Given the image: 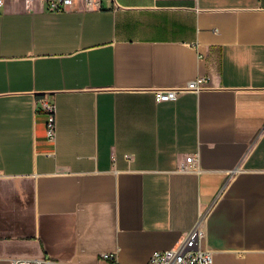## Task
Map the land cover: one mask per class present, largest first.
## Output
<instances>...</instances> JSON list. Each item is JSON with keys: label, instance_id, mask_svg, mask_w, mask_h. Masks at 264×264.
Masks as SVG:
<instances>
[{"label": "crops", "instance_id": "crops-1", "mask_svg": "<svg viewBox=\"0 0 264 264\" xmlns=\"http://www.w3.org/2000/svg\"><path fill=\"white\" fill-rule=\"evenodd\" d=\"M195 225L212 264H264V0L3 2L0 264H145Z\"/></svg>", "mask_w": 264, "mask_h": 264}, {"label": "built area", "instance_id": "built-area-1", "mask_svg": "<svg viewBox=\"0 0 264 264\" xmlns=\"http://www.w3.org/2000/svg\"><path fill=\"white\" fill-rule=\"evenodd\" d=\"M6 0H0V5ZM27 3L42 2L46 9L50 12H66L73 5L74 0H25ZM87 8H96L99 6V0H84ZM206 85L205 78L198 77L194 80L186 82L182 86L171 88H158L153 91L154 100L175 101L179 96L188 92L198 93ZM41 106L46 115L45 136L50 142H54L56 138L55 125V106L53 103L42 100ZM128 158V156H126ZM186 166L181 165L180 170H185ZM202 232L195 225L176 246L163 251H154L150 254L145 264H212V256L208 250L199 247V239ZM110 255L104 254L103 258ZM10 264H71L61 262L51 258H16Z\"/></svg>", "mask_w": 264, "mask_h": 264}]
</instances>
